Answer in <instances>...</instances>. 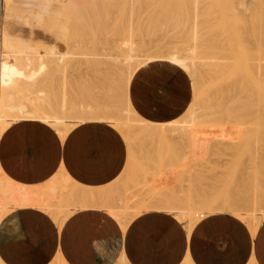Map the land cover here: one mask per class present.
<instances>
[{
    "label": "rangeland",
    "instance_id": "374dc122",
    "mask_svg": "<svg viewBox=\"0 0 264 264\" xmlns=\"http://www.w3.org/2000/svg\"><path fill=\"white\" fill-rule=\"evenodd\" d=\"M58 1L59 0H10L8 2L9 4H5L4 1L1 0L0 36L4 35L9 40H16L19 37L33 46L32 49H28L29 52L34 53L37 51L39 54L48 53L49 55H47L49 57L45 56L51 60H57L61 55L65 56L66 53H69L65 58L71 60L69 63L72 68L75 67L74 73L69 63L66 65L64 62L60 63L58 64L59 66L56 65L55 68H51L53 65L50 64L48 66V70L52 71H48V78L50 79L45 78L43 81H39L42 79L38 78L39 83L36 84V79L35 83L31 85L32 87L28 84V88L27 86L21 87L20 84L23 85L21 82L15 83L13 87L18 84L17 87H15L16 89L13 90L12 93L7 91V94L10 92L11 94L9 95L11 97L14 93L12 97L16 96L14 99H16L17 102L31 105V98L33 103H36V100L38 102L42 99L44 103L47 105L50 104L53 109H58L57 112H59V105L63 98L68 104L74 101H83L86 104L89 103L93 105L92 102L99 101L101 103L105 101L104 98L107 99L106 96L114 92L113 90L115 89V91L118 90V92L111 93L113 94V102L116 103L118 100L123 102L122 97H130V89L126 86L128 84L127 82H130L129 79L126 80V78L119 77L118 80L115 78V80H111V85L109 83L105 85L104 82L100 83V81L97 82L99 79L92 76L95 73H93L95 69L93 70L92 68L94 65L90 66L89 64V68H87L88 64L85 62L92 59L94 55L92 56L91 53L99 54L100 51H103V48L106 49V47L110 45L121 42H123L121 44L126 42H134L139 45L147 44L150 47H159L161 49L162 47L165 49L164 46H166L167 49L173 47L187 49L193 44L199 47H196V55H192V53L190 54L185 51L186 54L184 52L183 55L186 57L184 64L189 65L193 57V63L197 61L195 63L196 65L198 62L211 64L212 67L214 66L213 71H215L212 72L214 76V79H212L213 82L215 78L219 79V81L216 80V83L214 82L216 86L212 83V86H214L211 87L214 88L212 89L213 94L209 91L210 88L207 89V86H204L202 90H207V92L202 91V96L197 100L200 106L201 103L207 101L208 97L211 96L212 103H214L212 111H215V117L211 115L210 118L205 119L208 122L201 124L204 125L202 127H200L201 125L198 126L199 129L197 127L198 130L192 135L194 138L191 136L192 139L190 136V138L185 136H183L185 137L184 139H182L183 137L180 138L178 132L171 133L167 131L166 125L162 126L160 122H152V126L149 124L148 127L143 126L144 128H142L146 129L144 131L143 129H138L135 125L133 126L134 121H131L130 123H133L131 124L133 129L129 131L127 135H124L121 131L110 125L120 133L126 143L127 160L120 177L112 185L102 188L101 190L98 189V191H102L101 194L104 195H100V199L103 200L101 205H106L114 209L116 208V214H112L111 211L107 210L108 213L112 216L114 215L113 217L122 225L124 220H126L127 223L128 220L130 221L134 216L145 210L153 209L165 211L175 216L177 209L183 210L184 208V212L181 213H191L192 211L194 213L196 212L195 210H199V208V211H201V206L207 205L219 208L227 206L230 210H218L211 214L229 212L234 217L245 222L252 231V223L250 224L248 219L247 221L249 222H246L244 218L241 219L249 212L248 215H246L249 219H251L253 215L255 218L260 217L261 221L257 226L258 228L261 222L264 221V0H262V2L261 0H253V6L250 7L247 13L239 9L237 0H199L196 5L194 0H187V2L186 0H170V2L168 0H73L72 3L67 0L59 1L60 3ZM17 2H24L25 4L18 9L15 8ZM193 5L196 7V10L193 9ZM129 11L133 14L131 12L129 13ZM129 17L132 19H129ZM112 19L114 21H112ZM109 21L114 25L113 27L117 25L119 27L114 29L112 26L108 25ZM193 22L194 24H192ZM117 29L119 32H117ZM195 31H197V34ZM100 32L102 35H100ZM130 34H132V36ZM190 34L193 35V38L196 35V39L194 38L196 42L190 40L193 39ZM14 36L16 39H14ZM185 37L187 38L185 39ZM105 41L107 43H105ZM185 42L187 43L185 44ZM74 45H82L84 47L81 49L77 48L78 50L75 52L73 51L75 48ZM163 49L160 50V52L162 51V53L165 54L166 50L164 51ZM182 49L180 48L179 54L183 52ZM0 51L6 52V49L2 47L1 43ZM51 51L53 52L52 55L50 54ZM71 52L74 55H72ZM81 52L87 55H77V53ZM89 54L92 57H90ZM199 54H202V56L200 57ZM9 55L10 57H8L7 62H9V64H14L13 61L15 60H13V55ZM203 55H206L205 57L213 56L214 58L209 61L206 60ZM196 56L198 58H196ZM110 61H112V59ZM112 63L115 65L116 61L113 60ZM199 64L201 65V63H198V65ZM104 65L106 66V64ZM200 65L198 67H200V70H203H201L203 74H207L206 65ZM102 66L103 64L99 66L100 69ZM46 69L45 67V71H47ZM78 70H81L79 72L82 73V76L78 74ZM36 71L38 73V71L41 70L36 69ZM36 71L32 72L33 75ZM69 72L70 74H68ZM214 74L217 75L215 76ZM204 75L202 76L203 78L205 77ZM71 76L74 79H72ZM78 76L81 77L80 80ZM208 76L209 75H206V78ZM205 79L204 82H207L208 78L206 81ZM235 85L236 87L233 88ZM217 86L218 88L221 87L220 90L224 92L219 94L220 91H218L219 95H216L215 88H217ZM70 87L71 89H69ZM106 90L107 92H105ZM63 91L65 96L63 95ZM208 91L211 95H209ZM228 92L229 94H227ZM223 93L227 95V97L224 96ZM213 95H216V97ZM203 96L204 98L207 97L205 101L202 99ZM92 98H95V100L93 101ZM29 101L31 103H29ZM119 101L118 103H121ZM56 104H58V107ZM218 104L221 106L219 107ZM243 106L246 107L244 108ZM195 107L197 109L198 106L196 105ZM215 108L221 110L218 111ZM51 111V114H55L53 110ZM184 111L185 115L189 114V110ZM225 111H228L230 114ZM72 115L73 114H71V116ZM220 115L222 116L220 117ZM120 116L122 119L126 117L124 118L125 120L130 118L132 114L122 112ZM213 121L217 124L213 123ZM209 122L211 124H206L205 126V123ZM13 123L15 122H11L8 127ZM216 125H218V127ZM154 126L156 131L153 128ZM157 126L160 128L157 129ZM161 128L163 130H161ZM54 130L57 132L56 129ZM186 138L188 140H186ZM148 176L151 177L149 179V188H145V194L143 195L144 198L148 200V203L141 202V206L138 207V197H141V195L137 192H139L141 188V181L145 180L146 182ZM3 181L7 187L6 189L4 187V193H1L3 196H0L5 199L7 198L8 202L5 203L6 200L4 199V201L2 199L3 201H1L0 198V207L2 208H0V219L2 213H8L13 208L29 207V205L27 206L25 201L22 200L25 198L26 194L23 195L22 192L17 193L18 190H21L22 186L13 184L7 178H3ZM69 181L72 183V185L67 188L69 191L67 190V193L63 196L61 204H56L59 206L58 211L60 215H58L61 216V219H55L54 215L58 216L57 213L54 215L50 214L52 219H55L54 221L58 222L59 225L64 221L62 218L64 213L74 210L77 206L86 208L85 206L92 205L93 200L89 196L93 195V193L96 195V191H92V193L88 192L85 187L76 185L70 179ZM16 189H18L17 192L15 191ZM7 192L8 194L11 192V195H9L10 197L6 195ZM31 192L33 193V191L29 193L31 194ZM17 198H20L21 201H16L18 204L15 205L16 203L13 202V199L15 201ZM145 199L143 201H145ZM9 200H12L10 201L11 203ZM110 202H112V204ZM156 205H161L163 208L157 209L154 207ZM71 206L72 209L70 208ZM30 207L35 206L31 205ZM120 208L122 210H120ZM239 214H241V218H239ZM204 215L207 216L206 213H204ZM199 220H201V218ZM58 263L60 264L61 262Z\"/></svg>",
    "mask_w": 264,
    "mask_h": 264
},
{
    "label": "crops",
    "instance_id": "0c3cea01",
    "mask_svg": "<svg viewBox=\"0 0 264 264\" xmlns=\"http://www.w3.org/2000/svg\"><path fill=\"white\" fill-rule=\"evenodd\" d=\"M24 4L17 2L15 8ZM3 38L20 53L48 54L29 52L33 46L15 36L9 40L1 35V44ZM185 86L184 75L149 66L134 76L130 98L143 118L166 122L187 107ZM126 160V143L107 123H82L62 137L45 123L21 120L0 136V169L8 180L30 191L45 189L61 172L80 187L106 188L120 177ZM150 178L141 181L138 207L148 203L143 195ZM73 211L61 225L37 206L2 213V263L264 264V221L253 233L231 213H215L188 231L184 222L165 211H142L124 226L102 207L77 206Z\"/></svg>",
    "mask_w": 264,
    "mask_h": 264
},
{
    "label": "bare ground",
    "instance_id": "6f19581e",
    "mask_svg": "<svg viewBox=\"0 0 264 264\" xmlns=\"http://www.w3.org/2000/svg\"><path fill=\"white\" fill-rule=\"evenodd\" d=\"M4 1V3L5 4H7L10 0H3ZM60 2L62 1V0H59ZM58 1V2H59ZM68 2H71L72 3V1L73 0H67ZM82 1H85V0H82ZM130 1V0H129ZM131 1H134V0H131ZM135 1H138V0H135ZM156 1V0H155ZM169 2H170V0H168ZM168 1H166V2H168ZM171 1H173V0H171ZM184 1V0H183ZM198 1L199 0H194V3H195V5H196V3H198ZM238 2V7H239V9H241L243 12L244 11H246V13H247V11H249L250 10V7L251 6H253L252 5V1L253 0H237ZM59 2V3H60ZM101 2V1H100ZM108 2V1H107ZM161 2V1H160ZM186 2H187V0H186ZM261 2H262V0H261ZM22 3V2H21ZM74 3H75V1H74ZM86 3V2H85ZM84 3V4H85ZM129 3V2H128ZM180 3V2H179ZM202 3V2H201ZM9 4V3H8ZM83 4V5H84ZM173 4V3H172ZM222 4V3H221ZM62 5V4H61ZM130 5V4H129ZM168 5H169V3H168ZM176 5V4H175ZM186 5V4H185ZM194 6V5H193ZM199 6V5H198ZM62 7H64V6H62ZM132 7V6H131ZM168 7V6H167ZM185 7V6H184ZM189 7V6H188ZM67 8H68V6H67ZM89 8V7H88ZM127 8V7H126ZM135 8V7H134ZM173 8V7H172ZM199 8V7H198ZM197 8V9H198ZM70 9V8H69ZM80 9V8H79ZM86 9V8H85ZM194 10H196V7L194 6V8H193ZM71 11V10H70ZM75 11V10H74ZM132 11V10H131ZM131 11H129V13L131 12ZM260 11V10H259ZM18 12V11H17ZM121 12V11H120ZM132 12H134V11H132ZM131 12V13H132ZM169 12V11H168ZM193 12V11H192ZM71 13V12H70ZM89 14V13H88ZM133 14V13H132ZM132 14H130V15H132ZM91 15V14H90ZM129 15V16H130ZM194 16H196L197 15V13H196V15L195 14H193ZM88 17V16H87ZM92 17V16H91ZM128 17V16H127ZM197 17V16H196ZM83 18V17H82ZM100 18V17H99ZM195 18V17H194ZM84 19V18H83ZM119 19V18H118ZM117 19V20H118ZM129 19H132L131 17H129ZM82 20V19H81ZM95 20V19H94ZM93 20V21H94ZM125 20V19H124ZM203 20V19H202ZM112 21H114L113 19H112ZM122 21V20H121ZM81 22V21H80ZM101 22V21H100ZM118 22H119V20H118ZM136 22V21H135ZM86 23H87V21H86ZM129 23V22H128ZM103 24V23H102ZM192 24H194V22L192 23ZM81 25V24H80ZM105 25V24H104ZM108 25H110V26H114V25H112L111 23H110V21H109V24ZM117 25V24H116ZM121 25V24H120ZM123 25H124V23H123ZM79 26V25H78ZM109 26V27H110ZM80 27V26H79ZM91 27V26H90ZM117 27H119L118 25L116 26V27H113L114 29L115 28H117ZM125 27V26H124ZM111 28V27H110ZM113 28H111V29H113ZM152 28V27H151ZM101 29V28H100ZM119 29V28H118ZM117 29V30H118ZM196 29H197V27H196ZM195 29V30H196ZM115 31V30H114ZM199 31V30H198ZM117 32H119V30L117 31ZM116 32V33H117ZM131 32V31H130ZM98 33V32H97ZM96 33V34H97ZM195 33L197 34V31H195ZM118 34V33H117ZM189 34V33H188ZM191 34H192V30H191ZM190 34V35H191ZM232 34V33H231ZM100 35H102L101 34V32H100ZM110 35V34H109ZM114 35H115V33H114ZM131 36H132V34H130ZM121 36V35H120ZM189 36V35H188ZM192 37L191 38H193V35H191ZM97 37V36H96ZM99 37V36H98ZM199 37V36H198ZM93 38V37H92ZM132 38V37H131ZM187 37H185V39H186ZM194 38L196 39V35L194 36ZM194 38L193 39H190V40H194ZM198 39V38H197ZM78 40V39H77ZM96 40V39H95ZM124 40V39H123ZM186 41V40H185ZM191 41V42H192ZM195 41V40H194ZM193 41V42H194ZM198 41H199V39H198ZM256 41V40H255ZM79 42V41H78ZM77 42V43H78ZM81 42V41H80ZM99 42V41H98ZM115 42V41H114ZM121 42V41H120ZM136 42H137V40H136ZM192 42V43H193ZM196 42V41H195ZM207 42V41H206ZM84 43V42H83ZM82 43V44H83ZM105 43H107L106 41H105ZM121 43H123V42H121ZM121 43H116V44H113V45H110L109 47H106V49H104L103 48V51H100V53L98 54V53H95V54H93V53H91L92 54V56L90 55V57H92V59H89V60H87V61H85L87 64H88V67L87 68H89V64H90V66H92V65H94L92 68H93V70L95 69V71H93V77H95V78H97V79H99V80H97V79H95V80H97V82L98 81H100V83H105V85H107V83H111L112 81V79H114L115 80V78L116 79H118L119 80V77H123V78H126V80H128L129 79V81L130 82H127L128 84L126 85L127 86V88H129L130 89V86H131V83H132V80H133V78H134V76L137 74V73H139V71H141L142 69H145L146 67H149V66H155V65H157V66H162V67H164L166 70H169V71H173V72H176L177 74H178V76H185V78H186V80H187V86H185V89L188 91L189 90V92H190V94H189V101H188V104H187V107L185 108V110L187 111V110H189V114H187V112H186V114L187 115H185V111H183V113H181L179 116H177L176 118H174V119H171V120H169V121H166V122H160L161 124H162V126L164 125H166L165 127H166V129H167V131H169V132H178L179 133V135H180V138L181 137H183V136H185V137H191L194 133H196V130H198L199 129V127L198 126H200L201 124H203L204 122H208V121H206L205 119H207V118H210V116L212 115L213 117H215L214 116V114H215V111L213 112L212 110H213V108H214V103H212V99L210 98V97H208V99H207V101H205L206 100V98H204V96L202 97V99H204V103H199L200 104V106L198 105V103L197 102H199V101H197L201 96H202V91H204V89L202 90V88L204 87V86H207V89L208 88H210V90L209 91H211V94H213V92H212V89H214V88H211V87H214V86H216V80L217 81H219V79H217V78H215V83L213 82V80L212 79H214L213 77V74H212V72H215V71H213L214 70V66L212 67V65L211 64H206V63H203V62H198V63H201V65H206V69H207V71H206V73L207 74H203V70L201 71L200 70V67H198L199 65H198V63H197V65L195 64L197 61H194L195 63H193V59H194V57L191 59V63L189 64V65H186V64H184V61H185V59H186V57L185 56H183L184 55V52L186 51V52H189L190 54L192 53V55H196V47L197 48H199L198 46H194L193 44H192V46L190 47V48H187V49H185V48H183L182 49V47H180L181 49H182V55L181 54H179V50H180V48L178 49V48H169V49H167V47L166 46H164L165 47V49H163V47H162V49L166 52L165 54L164 53H162V51L160 52V50H162L161 48H159V47H150V46H148L147 44H141V45H139V44H136V43H130V42H126V43H124V44H121ZM140 43V42H139ZM141 43H143V42H141ZM187 42H185V44H186ZM110 44V43H109ZM183 44V43H182ZM197 44V43H196ZM92 45V44H91ZM105 45V44H104ZM199 45V44H198ZM75 46V45H74ZM153 46V45H152ZM2 47L3 48H5L6 49V52L4 53V52H2V51H0V135L2 134V132L6 129V128H8V125L11 123V122H18V121H21V120H36V121H40V122H42V123H45V124H47V125H49L50 127H53L54 129H56L57 130V133H59V135L60 136H65L66 134H67V132L68 131H70V130H72V128H74V127H76L77 125H79V124H82V123H97V122H99V123H108L109 125H111L112 127H114V128H116L117 130H119V131H121L124 135L126 134H129L128 132L129 131H132V129H133V126L135 125L138 129H143L144 127L143 126H145V127H148V125L149 124H151L153 121H150V120H148V119H145V118H143L140 114H139V112L135 109V107L133 106V104H132V101H131V98L130 97H127V96H125V97H122L123 99H122V101L123 102H121V101H119L118 99V101L119 102H121V103H118V101L115 103V102H113V99H112V96H113V94H111V93H114V92H118V90L117 91H115V90H113L114 92H111L109 95H107L106 96V98L107 99H105L104 98V100L105 101H103V102H97V101H95L94 103L92 102V104L93 105H90L89 103H85V102H83V101H74L73 103L72 102H70L69 104L67 103V102H65V99L63 98L62 99V101H61V104L59 105V110L61 111H59V112H57L58 111V109H53V107L49 104V105H47L46 103H44L43 101H42V99H41V101L39 100L38 102H37V100H36V103H33V100H32V98H31V102L29 101V103H31V105H28V104H25V103H23V102H17L16 101V99H14L15 97H12L13 95H14V93L11 95V97H10V95L9 94H11L12 92H13V90H15L16 88L15 87H17V85L15 86V87H13L14 86V84L15 83H19V82H21V83H23V85L22 84H20L21 85V87L22 86H27V88H28V86L30 85H33L34 83H35V80L37 79V82H36V84L37 83H39V81H43V79H45V78H48L49 77V75H48V66L50 65V64H52L53 65V67H51V68H55V66L57 65V66H59L58 64H60V63H65V65L67 64V63H69V61H71L70 59H66L65 58V56L66 55H68L69 53H66V55L64 56V55H61L60 57L59 56H57V57H59L57 60H54V59H48V55L46 54V56H48V57H46L45 55L44 56H34V57H32V56H30V55H27V54H23V53H20V52H18V51H16V50H14L8 43H7V41L5 40V38H3V41H2ZM82 47H84V46H82V45H78V46H75V48H74V50L73 51H75V52H77V48H79V49H81ZM185 47H188V46H185ZM86 48V47H85ZM202 48V47H201ZM76 49V50H75ZM93 49V48H92ZM102 49V48H101ZM153 49V50H152ZM4 50V49H3ZM83 50V49H82ZM86 50V49H85ZM94 50V49H93ZM202 50V49H201ZM219 50V49H218ZM89 51V50H88ZM116 51H117V53H116ZM186 52H185V54H186ZM244 52V51H243ZM52 53L53 52H51L50 54L52 55ZM72 53V52H71ZM199 53V52H198ZM9 54H12L13 55V60H15V61H13L14 62V64H12L11 62V64H9V62H7L8 60V57H10V55ZM76 54V53H75ZM189 54V55H190ZM202 54H204V53H202ZM202 54L200 55L199 54V56L201 57L202 56ZM211 54V53H210ZM216 54H217V52H216ZM72 55H74L73 53H72ZM77 55H83V56H86L87 54H82V52L81 53H77ZM181 55V56H180ZM207 55V54H206ZM205 55V56H206ZM240 55V54H239ZM188 56V55H187ZM191 56V55H190ZM204 56V55H203ZM204 56V58L206 59V60H209V61H211V60H213V56H207V57H205ZM95 57V58H94ZM97 57H99V58H97ZM185 57V58H184ZM86 58V57H85ZM84 58V59H85ZM184 58V59H183ZM196 58H198L197 56H196ZM84 59H83V61H84ZM87 59V58H86ZM112 59V61L114 60V61H116V64L114 65V63H112V61H110ZM240 59V58H239ZM190 60V59H189ZM83 61H82V64H83ZM204 61V60H203ZM111 64H110V63ZM203 63V64H202ZM70 64V63H69ZM101 64H103V66L101 67V69H100V65ZM104 64H106V66L104 65ZM258 64V63H257ZM63 65V64H62ZM84 65L86 66V64L84 63ZM95 65H96V67H95ZM200 65V66H201ZM214 65H215V63H214ZM220 65V64H219ZM263 65V64H262ZM83 66V65H82ZM45 67L47 68L46 70L47 71H45ZM70 67H71V64H70ZM74 67V66H73ZM84 67V66H83ZM104 67V68H103ZM217 67V66H216ZM69 68V67H68ZM72 68V67H71ZM75 68V67H74ZM74 68H72L73 70H72V72L74 71V73H75V69ZM36 69L38 70V69H40L41 71H38V73H37V71H36ZM78 69V68H77ZM96 69H97V72H96ZM99 69V70H98ZM205 69V68H204ZM217 70V69H216ZM33 71H36V73L34 72V75H33ZM66 71V70H65ZM79 71H81V70H78V72ZM46 72V73H45ZM49 72H52L51 70L49 71ZM60 72V71H59ZM71 72V71H70ZM70 72L68 73V74H70ZM32 73V74H31ZM90 73V72H89ZM216 73H217V71H216ZM257 73V72H256ZM47 74V75H46ZM51 74H53V73H51ZM60 74V73H59ZM80 76H82V73L81 72H79L78 73ZM91 74V73H90ZM98 74V75H97ZM37 75V76H36ZM205 76L204 78L202 77V76ZM206 75H209L207 78H208V80H207V82H204V79L206 78ZM211 75H212V77H211ZM215 75V74H214ZM217 75V74H216ZM215 75V76H216ZM70 76V75H69ZM24 77V78H23ZM34 77H36V78H34ZM51 77V76H50ZM220 77V76H219ZM22 78V79H21ZM38 78H41L42 80H39ZM71 78H72V76H71ZM80 78L81 77H79L78 76V79L80 80ZM203 78V79H202ZM206 78V79H207ZM48 79H50V78H48ZM72 79H74V78H72ZM206 79H205V81H206ZM39 80V81H38ZM94 80V81H95ZM113 80V81H114ZM238 81V80H237ZM70 82V81H69ZM74 82V81H73ZM96 82V81H95ZM114 82H116V81H114ZM113 82V83H114ZM240 82H241V80H240ZM40 83H42V82H40ZM75 83V82H74ZM212 83H214L215 85L214 86H212L213 84ZM219 83V82H218ZM29 84V85H28ZM69 84V83H68ZM112 84V83H111ZM110 84V85H111ZM222 84H224V83H222ZM231 84H232V82H231ZM230 84V85H231ZM234 84V83H233ZM101 85V84H100ZM99 85V86H100ZM104 85V84H103ZM104 85V86H105ZM117 85V84H116ZM124 85V84H123ZM113 86V85H112ZM115 86V85H114ZM19 87V86H18ZM32 87V86H31ZM43 87V86H42ZM65 87V86H64ZM106 87V86H105ZM117 87V86H116ZM236 87V85L235 86H233V88H235ZM11 90H10V89ZM23 88H26V87H23ZM107 88V87H106ZM228 88V87H227ZM69 89H71V87L69 88ZM113 89V88H112ZM218 89V90H217ZM221 89V87L220 88H218V86H217V88H215V90H216V93H214V94H216V95H219V94H221L222 92H224L223 90H220ZM18 90H20V89H18ZM21 90H22V88H21ZM43 90V89H42ZM74 90V89H73ZM214 90V91H215ZM7 91H10L8 94H7ZM102 91V90H101ZM208 91V93H209V95H211L210 94V92ZM218 91H220L219 92V94H218ZM231 91V90H230ZM18 92V91H17ZM46 92V91H45ZM105 92H107V90L105 91ZM120 92V91H119ZM129 92V91H128ZM204 92H207V90L206 91H204ZM208 93H205V94H208ZM42 94V93H41ZM116 94V93H115ZM115 94H114V96H115ZM224 94V93H223ZM222 94V95H223ZM227 94H229V92L227 93ZM248 94V93H247ZM29 95V94H28ZM63 95L65 96V94H64V91H63ZM80 95V94H79ZM121 95V94H120ZM216 95H213L214 97H216ZM221 95V96H222ZM238 95V94H237ZM242 95V94H241ZM35 96V95H34ZM72 96H74V95H72ZM119 96V95H118ZM130 96V95H129ZM220 96V97H221ZM224 96H226L227 97V95H225L224 94ZM224 96H223V98H224ZM230 96V95H229ZM248 96V95H247ZM250 96V95H249ZM38 97V96H37ZM44 97V96H43ZM63 97V96H62ZM104 97V96H103ZM219 97V98H220ZM233 97V96H232ZM115 98V97H114ZM125 98V99H124ZM230 98V97H229ZM240 98V97H239ZM243 98V97H242ZM56 99V98H55ZM81 99H83V98H81ZM91 99V98H90ZM93 99V101L95 100V98H92ZM214 99V98H213ZM84 100V99H83ZM215 100V99H214ZM222 100V99H221ZM226 100V99H225ZM67 101V100H66ZM88 101V100H87ZM102 101V100H101ZM231 101V100H230ZM238 101V100H237ZM257 101V100H256ZM60 103V102H59ZM67 103V104H66ZM238 103V102H237ZM241 103V102H240ZM264 103V102H263ZM246 104V103H245ZM198 106L197 107V109H196V107L195 106ZM219 105V104H218ZM56 106L58 107V104H56ZM217 106V105H216ZM221 105H219V107H220ZM240 106V105H239ZM247 106V105H246ZM245 106V107H246ZM234 107V106H233ZM244 107V106H243ZM244 107V108H245ZM56 108V107H55ZM222 108V107H221ZM240 108V107H239ZM248 108V107H247ZM215 109H217L218 110V108H215ZM51 110H53L54 112H55V114H51ZM221 110V109H220ZM220 110H218V111H220ZM232 110V109H231ZM51 111V112H50ZM241 111V110H240ZM47 112H50V113H47ZM122 112H125L126 114H132V116L130 117V118H127V119H125L124 120V118H126V117H124L123 119L121 118V116H120V114H122ZM224 112V111H223ZM226 112V111H225ZM245 112V111H244ZM60 113V114H59ZM226 113H228V111L226 112ZM71 114H73L72 116H71ZM220 114V113H219ZM228 114H230V113H228ZM123 115H125V114H123ZM135 117H134V116ZM225 115V114H224ZM222 115H220V117H221ZM230 116V115H229ZM212 117V118H213ZM225 117V116H224ZM76 118V119H75ZM78 118V119H77ZM217 118V117H216ZM229 118V117H228ZM134 119V120H133ZM264 119V118H263ZM218 120V119H217ZM220 120V119H219ZM72 121V122H71ZM131 121H134V124L133 123H130ZM211 121V120H210ZM215 121H216V119H215ZM215 121H213V123H215ZM137 125H136V124ZM158 123V122H157ZM159 123V124H160ZM223 123V122H222ZM221 123V124H222ZM131 124H133V126L131 125ZM161 124H160V127H161ZM206 124H211L210 122L209 123H205V126H206ZM215 124H217V123H215ZM219 124V123H218ZM234 124V123H233ZM158 125V124H157ZM213 125V124H212ZM151 126H152V124H151ZM202 126H204V125H201L200 127H202ZM217 127H218V125H216ZM143 127V128H142ZM159 126H157V129L158 128H160ZM197 127H198V129H197ZM212 127V126H211ZM216 127V128H217ZM225 127V126H224ZM239 127V126H238ZM154 129H155V126L153 127ZM164 128V127H163ZM135 129V128H134ZM149 129H150V127H149ZM211 129V128H210ZM242 129V128H241ZM136 130V129H135ZM144 131L146 130V129H143ZM161 130H163L162 128H161ZM165 130V129H164ZM225 130V129H224ZM233 130V129H232ZM140 131V130H139ZM143 131V132H144ZM155 131H156V129H155ZM157 132H158V130H157ZM132 133V132H131ZM134 133V132H133ZM148 133V132H147ZM146 133V134H147ZM120 134V133H119ZM138 134V133H137ZM153 134H155V133H153ZM234 134V133H233ZM240 134H242V133H240ZM132 135V134H131ZM129 136V135H128ZM127 136V137H128ZM207 136V135H206ZM216 136V135H215ZM135 137V136H134ZM161 137V136H160ZM159 137V138H160ZM163 137V136H162ZM185 137H183L182 139H184ZM189 137V138H190ZM193 137V136H192ZM192 137H191V139H192ZM209 137V136H208ZM214 137V136H213ZM129 138V137H128ZM194 138V137H193ZM232 139H233V137H232ZM140 140V139H139ZM163 140V139H162ZM186 140H188L187 138H186ZM210 140V139H209ZM134 142V141H133ZM208 142V141H207ZM219 143V142H218ZM244 143V142H243ZM127 145H129V144H127ZM223 148V147H222ZM263 150V149H262ZM261 151V150H260ZM195 154V153H194ZM263 154V153H262ZM185 157V156H184ZM263 157V156H262ZM187 163V162H186ZM185 165V164H184ZM191 165V164H190ZM244 167V166H243ZM183 168H184V166H183ZM176 171H178V170H176ZM128 172V171H127ZM125 173V172H124ZM189 173H191V172H189ZM248 173V172H247ZM185 176V175H184ZM3 178L5 179L6 177H4V174H3V172H2V170L0 169V195H2L3 196V194H1V193H4V187H5V189H6V187H7V185L6 184H4V181H3ZM54 179V178H53ZM191 179V178H190ZM9 181H11V180H9ZM189 182V181H188ZM196 182H197V180H196ZM6 183V182H5ZM13 183V182H12ZM195 183V182H194ZM4 184V185H3ZM9 184H10V182H9ZM13 184H15V183H13ZM12 184V185H13ZM72 185V183L69 181V179L66 177V174L63 172H61L60 174H58L57 175V177H56V179H54V181L50 184V185H48V186H46V188L45 189H43V190H41V191H34V190H32L33 191V193L31 192V194L29 193L30 192V190H27V187H22L21 188V190H18V189H16L15 191L17 192V190H18V192L17 193H19V192H22V194L23 195H25L26 194V196H25V198L24 199H22L23 201H25V203H26V205L28 206L29 205V207L32 205V206H37V207H39V208H41V209H43V210H45L46 212H48V213H50V214H52V215H54L55 213H57V215L59 214L60 215V213H59V206L58 205H56V204H61V202L63 201L62 200V198H63V196L67 193V188L69 187V186H71ZM18 186V185H17ZM185 186V185H184ZM207 186V185H206ZM10 187H12V186H10ZM10 187H8V188H10ZM190 187V186H189ZM219 187V186H218ZM14 188V187H13ZM15 188H17V187H15ZM19 188V187H18ZM23 189V190H22ZM30 189V188H29ZM86 190H88V192H91L92 193V191L93 192H95L96 191V195L93 193V195H91V196H89L92 200H93V202H92V205H90V206H85L86 208H89V207H105L106 208V210H108V211H111V213L112 214H116V208L114 209V208H111V207H108V206H106V205H101L102 204V201L103 200H101L100 199V195H103V194H101V192L102 191H98V189L97 190H94V189H91V188H85ZM102 189V188H101ZM100 188H99V190H101ZM3 190V191H2ZM6 191H8V190H6ZM5 191V192H6ZM9 191H10V189H9ZM14 191V192H15ZM69 191V190H68ZM15 192V193H16ZM12 193H13V190H12ZM21 194V193H20ZM6 195H11V192L8 194V192L6 193ZM95 195V196H94ZM2 196H0V198H1V201H3L5 198L3 197L2 198ZM7 196V197H8ZM17 196H19V195H17ZM16 196V197H17ZM104 196V195H103ZM203 196V195H202ZM6 197V196H5ZM10 197V196H9ZM12 197V196H11ZM13 197H14V195H13ZM22 197V196H21ZM23 198V197H22ZM104 198V197H103ZM3 199V200H2ZM10 199V198H9ZM196 199V198H195ZM6 200V201H5ZM4 201H5V203H7L8 201H7V198L5 199ZM18 200H20V198H17V200H15L14 201V199H13V202L14 203H16V201H18ZM62 200V201H61ZM187 200V199H186ZM200 200V199H199ZM10 201H12V200H9V202ZM21 201V200H20ZM19 201V202H20ZM11 203V202H10ZM13 204V203H12ZM18 203H16L15 205H17ZM20 204V203H19ZM4 205V204H3ZM2 205V206H3ZM25 205V204H24ZM86 205V204H85ZM214 205V204H213ZM224 205V204H223ZM20 206H21V204H20ZM172 206V205H171ZM216 206V205H215ZM154 207H156L157 209H161V208H163V206H161V205H156V206H154ZM199 207V206H198ZM1 208V207H0ZM5 208V207H4ZM2 209V208H1ZM124 209V208H123ZM194 209H196V208H194ZM119 210V209H118ZM120 210H122L121 208H120ZM174 210V209H173ZM180 210H182V209H180ZM180 210H178L177 209V211L175 212V217H178L179 218V220L183 223H185L186 224V228H187V230L188 231H190L191 229H192V227L199 221V219L200 218H202V217H204L205 215H204V213H206L207 215H209V214H211V213H214V212H217L218 210H220V211H222V210H230V208L229 207H227V206H223L222 208H219V207H213V206H201V211H199L200 210V208H199V210H195L196 212H194L193 213V211L190 213V212H187V210H186V212L187 213H181V212H184L183 210H184V208H183V210L182 211H180ZM2 211V210H1ZM72 211L73 210H70V211H67L66 213H64V215H63V220H65L71 213H72ZM115 211V212H114ZM172 211V210H171ZM178 211H179V213H178ZM74 212V211H73ZM246 213V212H245ZM249 213V212H248ZM248 213H246V215H248ZM252 213V212H251ZM255 213V212H254ZM56 216V215H54L55 216V219L57 220L58 218H60L61 216ZM240 215V217L239 218H241V214H239ZM246 215H244L245 217H242L241 219H245L246 220V222H249L252 226V232L254 233L255 232V230H256V228H257V226H258V224L260 223V217H254V215L253 216H251V219H249V217H247ZM252 215V214H251ZM114 216V215H113ZM243 216V215H242ZM250 216V215H249ZM238 217V216H237ZM177 218V219H178ZM54 219V220H55ZM61 219V218H60ZM247 219L249 220V221H247ZM129 221V220H128ZM56 222V221H55ZM60 222V221H59ZM248 223V224H249ZM126 224V220H124V223H123V226ZM59 260V259H58ZM56 262V264H59V263H57V261H55ZM60 262V261H59ZM63 262H61L60 264H62ZM0 264H3L2 263V261L0 260ZM186 264H188V263H186Z\"/></svg>",
    "mask_w": 264,
    "mask_h": 264
}]
</instances>
